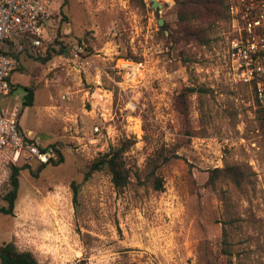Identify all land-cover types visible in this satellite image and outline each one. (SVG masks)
Segmentation results:
<instances>
[{
	"label": "rangeland",
	"instance_id": "374dc122",
	"mask_svg": "<svg viewBox=\"0 0 264 264\" xmlns=\"http://www.w3.org/2000/svg\"><path fill=\"white\" fill-rule=\"evenodd\" d=\"M157 1L55 0L44 45L14 47L15 89L1 104H19L23 131L64 162L22 172L0 245L40 264H264V109L232 67L227 2ZM122 147L123 190L107 169L84 181Z\"/></svg>",
	"mask_w": 264,
	"mask_h": 264
},
{
	"label": "built area",
	"instance_id": "2783aa9c",
	"mask_svg": "<svg viewBox=\"0 0 264 264\" xmlns=\"http://www.w3.org/2000/svg\"><path fill=\"white\" fill-rule=\"evenodd\" d=\"M54 1L0 0V196L12 166L33 162L48 164L59 159L55 149L40 148L23 131L19 104L6 108L1 104L14 90L11 78L20 63L14 47L22 39L34 48L44 45V24L54 16ZM226 2L237 34L229 44L232 67L241 82L255 85L257 100L264 107V0ZM115 69L139 72L124 59L116 61Z\"/></svg>",
	"mask_w": 264,
	"mask_h": 264
},
{
	"label": "trees",
	"instance_id": "16d2710c",
	"mask_svg": "<svg viewBox=\"0 0 264 264\" xmlns=\"http://www.w3.org/2000/svg\"><path fill=\"white\" fill-rule=\"evenodd\" d=\"M133 1L140 4V6L145 7L144 0H133ZM175 1L176 3L177 2L179 3L180 0H175ZM188 1L191 4H196V5H206L210 3L214 6L222 5L225 11L227 9L223 0H188ZM189 32H191V29H189ZM169 36L173 38V33L171 32ZM21 44L23 46H27V45L32 46L31 43H29L25 39L21 40ZM34 49H38V48H34ZM26 51L28 50L26 49ZM50 59L51 57H49L48 60ZM19 67H20V63H19ZM12 86L14 87L13 83ZM25 90H26V96L23 103L24 108L32 107L34 105V100H35V90L34 88L31 89L26 88ZM189 92L194 93L195 89L191 88L189 89ZM262 108L264 109L263 106ZM36 143L40 148L46 149L47 147H52L59 155V159L57 161H51L48 164L35 162L38 164V167H40L38 173H41L49 166H58L64 162L61 151L55 145L42 146L38 142ZM125 153H126V148L122 147L112 150L109 153L96 159L88 167L84 176V181H88L94 173L107 169L111 175L112 183L114 184V187L117 190H123L129 183V172L125 166V161H124ZM31 167L32 165L28 163L27 164L22 163L11 167L8 181L4 186L2 195L0 196V204H1L0 216L13 215L15 203L18 198V193L20 188L21 174L26 170L31 171ZM224 175L225 177H227V179L231 180L235 184L237 185L239 184V179L237 178V172H235L233 169L228 168L227 170L224 171ZM154 185L157 191H160L163 188L162 180L158 177L155 179ZM72 187L74 189L75 196H77L78 187L75 185V183L72 185ZM224 237L227 238L226 232H224ZM225 242L227 246V241ZM0 262L1 264H40L32 252H21L17 249L14 243H6L0 245Z\"/></svg>",
	"mask_w": 264,
	"mask_h": 264
},
{
	"label": "water",
	"instance_id": "95a60500",
	"mask_svg": "<svg viewBox=\"0 0 264 264\" xmlns=\"http://www.w3.org/2000/svg\"><path fill=\"white\" fill-rule=\"evenodd\" d=\"M152 3H153V8L157 11H158V8L162 6V4H160V2H158L157 0H152ZM159 24L163 26L164 21L160 20Z\"/></svg>",
	"mask_w": 264,
	"mask_h": 264
},
{
	"label": "crops",
	"instance_id": "0c3cea01",
	"mask_svg": "<svg viewBox=\"0 0 264 264\" xmlns=\"http://www.w3.org/2000/svg\"><path fill=\"white\" fill-rule=\"evenodd\" d=\"M14 89H15V88H14ZM13 91H14V90H13ZM12 94H13V92H12ZM12 94H11V95H12ZM11 95H10L9 97H11ZM10 107H11V106H10ZM21 127H22V126H21ZM26 134H27L29 137L32 138V135H33V134H32L31 131L26 132Z\"/></svg>",
	"mask_w": 264,
	"mask_h": 264
},
{
	"label": "bare ground",
	"instance_id": "6f19581e",
	"mask_svg": "<svg viewBox=\"0 0 264 264\" xmlns=\"http://www.w3.org/2000/svg\"><path fill=\"white\" fill-rule=\"evenodd\" d=\"M168 1V0H167ZM170 2V1H169Z\"/></svg>",
	"mask_w": 264,
	"mask_h": 264
}]
</instances>
